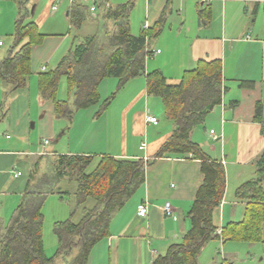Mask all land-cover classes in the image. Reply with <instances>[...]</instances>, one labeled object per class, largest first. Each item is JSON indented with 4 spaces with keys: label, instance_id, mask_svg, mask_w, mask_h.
<instances>
[{
    "label": "crops",
    "instance_id": "crops-1",
    "mask_svg": "<svg viewBox=\"0 0 264 264\" xmlns=\"http://www.w3.org/2000/svg\"><path fill=\"white\" fill-rule=\"evenodd\" d=\"M146 1L150 7L152 0ZM60 2L68 1L50 0L41 20L34 22L39 30L50 12L58 10ZM167 2L171 4L166 6ZM68 4L66 17L70 18ZM157 5L159 37L170 38V41L163 40L158 47L154 45L155 39L150 41L154 55L146 63V75L161 71L169 85H178L184 73L195 68L199 61L222 60L223 63L227 90L223 103L214 109L203 126L192 132V140L210 158L221 162L226 171L225 198L213 214L214 224L221 233L228 223L243 220L246 204L236 198V191L255 178V164L264 152V124L255 119L257 103H264V0H158ZM175 8L176 20L171 21L169 28L166 22L160 25L166 10ZM96 13H92L93 18L97 17ZM200 13L206 15L200 18ZM40 34L44 37L32 46L31 75L25 87L16 90L0 79V221L4 224L20 205L34 166L41 157L95 156L99 162L101 156L107 155L146 162L159 151L174 129L171 122L159 118L161 100L148 95L144 75L131 80L121 90L124 93L121 97L127 101L118 115L123 134L118 148L117 143L111 142L110 132L105 136L104 130L102 142L100 139L81 141L80 138L75 147L70 143L60 149L62 140L74 133L75 121L72 119L66 127L61 124L55 115L54 103L42 98L40 76L54 71L73 48L75 39L81 38L75 36L68 49L65 37ZM50 42L55 45L47 48ZM1 47H4L3 42ZM11 48L0 49V62L9 56ZM48 64L56 66L55 69L48 70ZM32 76H37V80H31ZM242 82L253 84L240 88ZM148 116L156 117L159 124L148 123ZM211 131L215 132L214 136ZM143 144L146 147L141 149ZM18 173L21 176L16 177ZM202 179V164L198 160L163 158L154 161L146 170L145 185L113 217L111 236L94 248L88 264H153L172 245L182 243L191 228L187 213ZM66 185L73 184L64 182L62 192L69 191ZM167 203L171 204L170 215L165 210ZM142 204L148 207L146 217L138 215Z\"/></svg>",
    "mask_w": 264,
    "mask_h": 264
},
{
    "label": "trees",
    "instance_id": "trees-1",
    "mask_svg": "<svg viewBox=\"0 0 264 264\" xmlns=\"http://www.w3.org/2000/svg\"><path fill=\"white\" fill-rule=\"evenodd\" d=\"M15 1L18 11L14 43L9 56L0 62V79L17 90L25 87L31 75L32 46L44 36L34 22H26L31 16V0ZM96 3L102 18L100 31L83 39L76 38L58 67L40 76L42 98L54 103L58 119L71 122L80 110L100 103V86L107 79H117L120 92L131 80L145 75L148 95L162 101L165 119L174 129L146 162L107 155L101 156L96 164L95 156L41 157L10 221L7 224L0 221V264H88L94 248L111 236L113 217L145 185L147 168L163 158L200 161L203 179L187 213L191 228L183 242L172 245L153 264H199L202 249L212 240L261 243L264 249V152L255 164V178L236 191V198L246 204L243 220L228 223L218 233L213 214L225 198L226 171L221 162L210 158L192 140V132L203 126L223 103L227 90L222 60L199 61L195 68L184 73L178 85H169L161 71L146 75V63L154 55L150 41L160 36L159 26L134 35L130 26L133 0L111 6L112 0ZM90 9L81 0L70 4L68 12L74 28L80 30L87 20H93ZM204 15L200 13V18ZM164 21L161 18L160 25ZM63 78L72 101L57 98ZM249 84L253 83L242 82L240 88ZM115 96L116 93L106 100L99 115L106 112ZM255 119L264 124L263 102L256 105ZM64 182L76 185V206L83 215L79 222L71 218L53 225L57 247L49 256L44 241L43 208L50 196L71 195L70 191L62 192ZM89 201L93 204L88 207Z\"/></svg>",
    "mask_w": 264,
    "mask_h": 264
},
{
    "label": "rangeland",
    "instance_id": "rangeland-1",
    "mask_svg": "<svg viewBox=\"0 0 264 264\" xmlns=\"http://www.w3.org/2000/svg\"><path fill=\"white\" fill-rule=\"evenodd\" d=\"M127 1L128 0H112V3L113 5H118L126 3ZM133 1L135 7L131 12L130 26L132 33L137 35L143 28L148 30L150 27H155L158 21L156 18L160 13L157 15L158 0H152V5L150 7L146 0ZM49 2L50 0H31L29 5L31 16L26 22H39L41 20V14L46 11V8H48ZM170 4L167 2L166 6H169ZM68 5V2L58 3V10L56 12H50L48 20L45 22L46 24H42V26L39 27V31L44 35H51L60 39L65 37V39L68 40L65 46H68L69 49L75 36H79L83 39L98 33L102 25V18L99 16V13H96L97 17H92L93 20H87L83 24L81 30H77L71 24L70 18L66 17ZM17 11V3L15 0H0V41L4 43V47H1L0 49H3L4 51H8L14 43L13 35L15 34ZM250 14H252L251 11ZM176 16V8L173 11L166 10L164 13V22L168 25L166 26L167 28H169V24L172 23L171 21L176 20ZM261 16H263L262 12ZM146 24H148V28H145ZM159 29L160 27L158 30ZM160 37L154 40L155 47H158L159 43L163 44V40L170 41V38L160 39ZM53 45L55 44L50 42L47 48ZM55 67L56 66L53 64H48V70L55 69ZM45 69L47 70V68ZM37 78V76H32L31 80H37ZM117 87L118 81L114 78L107 79L102 83L100 86V103L91 109L80 110L75 114L73 118L75 121L74 135L71 134L68 135V137L66 136L60 144V149L62 147L67 148L70 143L72 147H75V143H77V141L80 142V138L81 141L85 140L89 142L92 140L98 141V139H100L102 142L104 130L106 131L105 136L110 132L111 142L117 143L116 148L120 146L123 134L120 130L118 115L127 100H125V97H121L124 93H122V91L118 92ZM115 93L116 98L111 101L109 108L104 114L102 113L99 115L106 100L110 99ZM57 98L62 101L73 100V97L69 96L65 78H63L60 83ZM160 104L158 115L159 118L165 122V111L161 101ZM59 120L61 124L65 125L64 127L70 126L71 124L66 119L61 118ZM96 163L97 160L95 164ZM66 186V188L72 193L71 195H63L62 197L59 195L50 196L45 202L43 208L44 240L46 243V251L49 256L53 255L57 247V239L53 234L54 222H63L71 218H73L75 222H79L83 215L82 209L77 210L76 199L73 194L76 190V185L73 184ZM92 204L93 201H89L87 206L89 207ZM238 209L242 210V207L239 206ZM9 217H11V215ZM9 217L7 222L10 219ZM224 260H226V264H264V249L261 243H247L239 240H232L223 245L221 241L213 240L205 246V249L199 257V264H223Z\"/></svg>",
    "mask_w": 264,
    "mask_h": 264
},
{
    "label": "built area",
    "instance_id": "built-area-1",
    "mask_svg": "<svg viewBox=\"0 0 264 264\" xmlns=\"http://www.w3.org/2000/svg\"><path fill=\"white\" fill-rule=\"evenodd\" d=\"M68 1L70 4H73L74 2L78 1V0H66ZM84 4H87V5H90L91 7V13H96L97 12V0H81ZM145 28H148V24L145 25ZM0 45H2V42H0ZM157 53H160V51H158ZM147 122L148 123H151V124H154V125H158L159 124V120L154 117V116H148L147 117ZM211 134L214 136L215 135V132L214 131H211ZM217 139V138H215ZM146 147L145 144H143L141 146V149H144ZM21 176V173H18L16 174V177H19ZM165 210H166V213L168 215L172 214V210H171V204L170 203H167L166 206H165ZM138 215L141 216V217H146L148 215V207L145 205V204H142L138 207Z\"/></svg>",
    "mask_w": 264,
    "mask_h": 264
}]
</instances>
